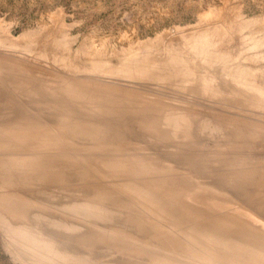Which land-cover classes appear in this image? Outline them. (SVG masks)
<instances>
[{
    "label": "rangeland",
    "instance_id": "obj_1",
    "mask_svg": "<svg viewBox=\"0 0 264 264\" xmlns=\"http://www.w3.org/2000/svg\"><path fill=\"white\" fill-rule=\"evenodd\" d=\"M232 79L264 92V0H0V264H264Z\"/></svg>",
    "mask_w": 264,
    "mask_h": 264
},
{
    "label": "bare ground",
    "instance_id": "obj_2",
    "mask_svg": "<svg viewBox=\"0 0 264 264\" xmlns=\"http://www.w3.org/2000/svg\"><path fill=\"white\" fill-rule=\"evenodd\" d=\"M207 62H209V61L207 60ZM180 75H182V74H178L177 76H180ZM224 80H226V79H224ZM2 81H3V80H2ZM232 81H233V82H231V83L229 82V80H227L228 83L225 81V82L228 84V86H230L229 88H233V89H234V88H239V87H240V89H239L240 92H241V88H243V89L246 90L247 94H248V93H249V94H250V93H252V94L254 93L256 96L261 95V99H258V101H259L258 103H261V102L264 100V92H263V91L260 92L259 90H256V89H255L256 87H253V86H251V85H249V86H248V85H244L242 82H240V81H241L240 79H237V81H236L235 79H232ZM200 86H201V85H200ZM241 86H243V87H241ZM3 87H4V86H3ZM202 87H203L204 89H208V88L211 87V85H209L208 83H206L205 85L202 84L201 88H202ZM7 88H8V87H7ZM226 88H227V87H226ZM10 89H11V88H10ZM227 89H228V88H227ZM227 89H226V90H227ZM7 91H8V90H7ZM7 91H6V92H7ZM227 91H229V90H227ZM250 91H251V92H250ZM11 92H12V91H10V93H11ZM197 92H198V91H197ZM237 93H238V92H237ZM242 94H243V93H242ZM247 94H243V96H244V95L246 96ZM1 95H2V94H1ZM1 95H0V96H1ZM4 96H5V95H4ZM246 97H247V96H246ZM0 98H1V97H0ZM3 98H4V97H3ZM3 98H2V100H3ZM5 98H6V96H5ZM247 98H248V97H247ZM0 100H1V99H0ZM9 104H10V103H9ZM256 104H257V103H256ZM263 104H264V103H263ZM4 106H5V105H4ZM9 106H10V105H9ZM0 107H1V106H0ZM2 108H3V107H2ZM4 109H5V110H8L9 108H8V109H7V108H4ZM10 109H11V107H10ZM0 110H1V109H0ZM9 111H10V110H8V113H9ZM0 112H1V111H0ZM3 112L6 113L4 110H3ZM11 113H12V112H11ZM0 115H1V114H0ZM178 128H179V125H177V126L175 127V130H174V131L176 132V130H177ZM87 229L90 230V228H88V227H87ZM85 245L87 246L88 243L85 242ZM90 245H91V244H89V246H90ZM79 258H81V257H79Z\"/></svg>",
    "mask_w": 264,
    "mask_h": 264
}]
</instances>
